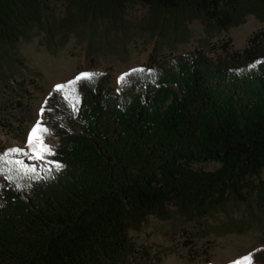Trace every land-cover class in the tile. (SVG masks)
<instances>
[{"label": "trees", "instance_id": "trees-1", "mask_svg": "<svg viewBox=\"0 0 264 264\" xmlns=\"http://www.w3.org/2000/svg\"><path fill=\"white\" fill-rule=\"evenodd\" d=\"M129 1L73 0L76 10L57 17L45 0H0V38L16 40L34 23L62 32L75 14L121 18ZM138 1L152 21L264 19V0ZM86 72L96 76L52 87L44 99L52 131L41 134L56 137L54 155L31 160L0 148V264H151L130 229L148 215L195 219L228 199L264 231V46L253 40L213 58L196 47L151 55L126 68L116 89L106 70ZM205 160L218 165L192 166ZM249 253L251 264H264V240Z\"/></svg>", "mask_w": 264, "mask_h": 264}, {"label": "rangeland", "instance_id": "rangeland-1", "mask_svg": "<svg viewBox=\"0 0 264 264\" xmlns=\"http://www.w3.org/2000/svg\"><path fill=\"white\" fill-rule=\"evenodd\" d=\"M45 1L52 16H62L66 6L76 10L73 0ZM75 16L72 26L52 35L34 23L16 40L0 38V148L7 153L36 159L27 139L37 122L52 131L41 115L49 89L90 68L106 70L116 89L126 68L147 63L151 55L159 60L196 47L213 58L253 40L264 46V19L253 13L226 27L206 23L201 14L169 19L159 15L152 21L145 4L130 0L121 18ZM40 135L51 149L57 144L56 137ZM13 148L21 151L11 152ZM217 165L213 160L192 163L202 169ZM259 177L264 181V168ZM254 218L248 217L245 204L228 199L223 208L195 219L176 212L166 219L148 215L129 235L149 249L151 264H234L264 240Z\"/></svg>", "mask_w": 264, "mask_h": 264}, {"label": "snow or ice", "instance_id": "snow-or-ice-1", "mask_svg": "<svg viewBox=\"0 0 264 264\" xmlns=\"http://www.w3.org/2000/svg\"><path fill=\"white\" fill-rule=\"evenodd\" d=\"M133 71H138V70L134 69ZM140 71H142V70H140ZM127 75L128 74H125V76H127ZM95 76H96L95 73L83 72V73H80L78 76L75 77L74 80L68 82L67 84L56 85L55 89L57 91H63L66 88H70L71 86L76 85L82 79L91 80ZM125 76L121 77L122 81L125 79ZM65 98L67 99V97H65ZM43 112H44V109L42 108L41 109V115H43ZM47 131H48L47 128L42 127V122H37V124L31 130V133L27 139V144L32 149V151L35 153L36 159L43 160L45 154L54 155V153L51 150V147L48 144L44 143L43 136L40 135V133H46ZM10 151L11 152H20L21 149L20 148H13ZM56 167L59 168V167H61V165L57 164ZM33 171H35V169H33ZM251 258H252V254L249 253V254L245 255L244 257H242L240 260L235 261L234 264H251Z\"/></svg>", "mask_w": 264, "mask_h": 264}, {"label": "water", "instance_id": "water-1", "mask_svg": "<svg viewBox=\"0 0 264 264\" xmlns=\"http://www.w3.org/2000/svg\"><path fill=\"white\" fill-rule=\"evenodd\" d=\"M58 84H60V82H59ZM58 84H57V85H58Z\"/></svg>", "mask_w": 264, "mask_h": 264}]
</instances>
